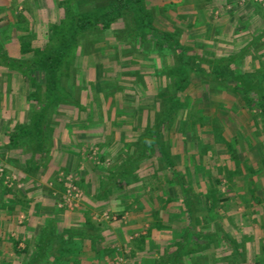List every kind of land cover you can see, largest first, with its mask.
Instances as JSON below:
<instances>
[{
  "label": "rangeland",
  "instance_id": "374dc122",
  "mask_svg": "<svg viewBox=\"0 0 264 264\" xmlns=\"http://www.w3.org/2000/svg\"><path fill=\"white\" fill-rule=\"evenodd\" d=\"M111 1L0 0V21L8 20L0 32L15 33L12 42H0L1 47L12 48L15 44L13 50L1 48L0 66L15 68L8 61L25 57L21 53L22 38L32 40L29 47L37 49L38 40L47 38L50 25L64 16L70 20L79 12L97 14L108 8ZM218 1L143 0V10L153 27L178 38L186 51L182 59L193 56L198 61L195 71H189V84L179 91L184 112L178 109V120L172 119L169 123L174 121L173 125L159 136L165 151L162 157L169 156L178 175L188 173L185 183L190 191L191 213L180 211L189 214L187 223L193 236L201 231L214 240L221 233L224 237L219 244L201 248L204 257L216 250L226 252L233 242L240 249L234 255L232 250L227 264H254V259L247 256V251L250 255L255 252L248 230L254 225L264 227V166L261 172L255 167L264 156V121L254 105L260 95L258 89L264 92V78L256 75L257 69L251 72L244 50L233 52L238 45L233 33L240 29L235 30L231 23L238 15L234 14L236 9L229 7L230 10L218 12L220 20L216 19L214 7L220 5ZM63 29L64 35L50 39V45L61 46L68 40L71 29ZM137 30L133 13L122 10L108 28L76 35L75 48L65 56L70 59L62 77L64 84L71 87L76 106L47 112L48 131L60 134L59 141L53 143L58 149L52 153L54 164L41 174L35 173L33 179H23L16 171L0 167V192L17 202V212L13 211L9 222L15 233L10 238L23 230L19 248L26 242L30 250L41 223L49 215L54 232L59 233L64 226L73 231V235L58 238L60 248L78 246L81 237L76 233L80 230L90 231L93 236H100L106 229L113 232L107 248H101V255L96 242L86 252L87 257L71 264H94L93 258L96 264H138L137 250H148L144 238L151 241L147 228L154 226L160 192H165L168 199L179 195L175 183L167 182L171 169L164 166L159 151L150 145L152 139L160 140L155 137L157 131L149 128L161 119L157 108L163 98L160 92L166 90V79L171 75L175 77L170 82L172 93L176 76L179 77L180 58L170 50L146 47ZM146 38L150 40L149 35ZM231 56L232 62H227ZM220 61L226 64L217 67ZM217 69H224L225 82L219 83L208 74ZM239 81L245 84L247 92L240 89ZM246 99L254 107L248 106ZM81 105L88 106L87 114L80 110ZM63 139L74 143L72 150L70 145L62 144ZM70 153L74 155L72 160H68ZM70 185L79 196L71 195L67 200ZM170 202L165 201L163 208ZM1 204L6 208L7 201ZM31 204L35 216L27 212ZM148 213L152 215L147 216ZM3 220L0 216V224ZM135 239L139 242L130 244ZM186 244L180 250L199 247L191 242ZM6 247L9 252L2 262L20 264L24 254L11 253L9 242ZM65 257L64 252L58 264H65ZM162 258L159 255L156 263L162 264ZM201 259L194 263L201 264Z\"/></svg>",
  "mask_w": 264,
  "mask_h": 264
},
{
  "label": "trees",
  "instance_id": "16d2710c",
  "mask_svg": "<svg viewBox=\"0 0 264 264\" xmlns=\"http://www.w3.org/2000/svg\"><path fill=\"white\" fill-rule=\"evenodd\" d=\"M61 4L64 5V10L66 9V11H68V6H65L63 2ZM122 10H128L133 13L134 23L136 24V28L138 29L137 34L142 40V44H146V47L173 51L177 54V57L180 58L181 64L177 69L179 77L177 78L176 76V81L175 83H173L174 89H172L171 91L172 93H170V82L174 80L175 77L173 78L171 75L166 79V83L169 80L168 84L166 85V90L164 92H160V96L163 98L161 102H158L159 106H157V108H159L158 111H160V114H162L161 119L158 123H156V119V122L153 124V126L149 128V130L154 129L157 131V135L155 137H159L160 140H156L154 138L155 134L151 135L154 139H152L150 145L153 150L159 151V156L161 157L162 162L165 163L164 166L171 169V177L167 182L175 183L179 190V195L177 197H173V199L178 202V205L183 211H186L187 213L189 211V213H191L192 204L190 202V191L187 187L188 185H186L185 183V179L187 178L186 176L188 175V173L185 172V175L183 173L181 174V176L178 175V171L173 167L169 156L166 158L162 157L164 156L165 151L163 149L164 145H162V143L160 142L163 140V138H161L159 135H161L163 131L169 130V125L172 126L174 123V121L171 124L169 123L172 119L175 118L178 120V109L182 108L181 110H184L185 105L180 101L179 91L189 84V71H195L194 66L198 61L194 59L193 56L182 59L181 57L186 54V51H184V47L183 45H181L178 38L169 31L159 30L153 27V22L148 19V14L143 10V0H112L108 8H105L97 14L92 15L87 12H79L76 15L72 16L70 20H68L69 18H67V16H64V18H61L58 23L52 24L48 27L47 38L43 41L38 40V43H40V47L37 49H32L31 47H29L32 40L28 41L29 39L22 38L21 53H25V57L20 59H13L8 62L14 64L15 68L29 82L30 87L32 88L29 97L39 105V108L37 110H32L30 112L31 121L26 128L30 133V137L27 138V142L29 145H31V150L33 152L37 150V148L39 149V151L43 150L46 140L44 134L46 130V122L44 119L47 112L52 108H70L71 105L76 106L77 102L73 97L71 87H69V85L66 86L62 81V77L67 73V62L70 59L69 57L65 56H67V54L69 52H72V50L75 48L76 35L83 34L89 30L99 31L108 28L111 25L113 19L117 17V15H119ZM65 26L71 29V33L67 35L68 40L64 41L61 46L50 45L48 43L50 39H55L57 35H64L63 27ZM142 35L145 37V39L142 37ZM148 35L150 36V40L147 41L146 37ZM27 53H29L28 56ZM229 58L230 60L227 62H232L234 57L231 56ZM219 63L220 64H218L217 67H223L224 64H226L225 62H223V64L221 61ZM132 72V70L129 71L130 74H132ZM208 74L219 83L226 81V74H224V69L212 70L208 72ZM238 76H240V73H238L235 77L237 78ZM238 83L240 89L244 91L245 84L242 81H239ZM258 92L260 93V95H258L259 98L257 99V103L254 106L258 112L257 114H259V116H263L262 119L264 121V92L261 93L259 89ZM247 105L250 107L253 106L250 100H247ZM80 110L82 112L84 111V113L87 114L88 106L81 105ZM163 123L166 125L164 126ZM218 134L220 133L218 132ZM50 144L51 143L49 142V146ZM141 158L142 157H140V159ZM136 159L138 158L136 157ZM263 161L264 156H262L261 159H259L258 163H256L255 167L259 172L262 171V167L264 166ZM163 169H160V172H162ZM179 180H181V182ZM216 181L220 182V179L216 178ZM163 194L165 195L166 193L164 192ZM162 200L159 203V205L161 204V206L157 208L156 211L162 210L165 201H172V199H168L167 197L163 198ZM207 208H209V204H207ZM84 222H86V219L84 220ZM22 233L23 230H20L16 233L15 237L10 238L8 234L7 236L2 235L0 239V251L4 255L9 252V250L5 249V246L8 242L10 244V251H12L11 253H13L14 255H20L22 253L24 254L22 262H20V264H58L59 258L64 252L66 253L64 261L65 264H71L75 261L77 262V260L80 258L87 257L85 256V254L88 251L87 246H89V243H83V241L81 243V240H83L84 238H89V235L84 233V230L76 233L81 237L78 246L70 245L64 248H60L58 244V238L62 235H73V231H71L69 227H65L63 230H60L59 233H56L54 232L51 224H47L46 227H44V225L42 224L41 228L38 230V233L35 236V241L31 245L30 250H27L28 245L26 244V242H24V246L22 248L18 247V243L23 240V238L21 237ZM182 235H185L184 229ZM210 236L212 237V235ZM177 243L178 241L172 243V246L176 245L175 251L172 252V258L174 260H177L179 250L183 246V244L180 245L179 243ZM183 251L187 252V249ZM97 253H100L101 255L102 249H98ZM170 262L171 261H168V263L165 264H170ZM171 263L174 264V261L172 260Z\"/></svg>",
  "mask_w": 264,
  "mask_h": 264
},
{
  "label": "crops",
  "instance_id": "0c3cea01",
  "mask_svg": "<svg viewBox=\"0 0 264 264\" xmlns=\"http://www.w3.org/2000/svg\"><path fill=\"white\" fill-rule=\"evenodd\" d=\"M218 2H220L219 3L220 5L217 6L216 8L214 7V12L216 14L215 18L219 15L218 12L220 13L221 11L224 10H230L229 7H231V9H236L234 14L238 15L236 19L234 18L231 23L232 26L234 24L233 28L235 30L240 29V31H235V33H233L236 37L235 41H238V45L234 46L233 52L235 53L236 52L235 50L237 49L244 50L246 52V54L244 52L245 54L244 56L250 59L248 61L247 66L251 68V72L252 70L257 69L256 75H258L259 78L263 79L264 78V12L262 11L261 6L252 1L245 2L243 4L238 0H219ZM219 16L216 19H219ZM7 21L8 20L0 21V31L4 26H6V24L8 23ZM239 22L241 24H237ZM14 37H15V33L10 35H4L3 33L0 32L1 43L2 41L5 40H7V42L10 43L12 42V39ZM12 44H13L12 48L10 47L11 45L4 47L5 48L8 47L10 48V50H13L15 44L14 43ZM4 47H1L0 45V50L1 48ZM12 56H16V55L14 54ZM22 80L23 78L17 69L12 67L7 68L0 66V167H2L5 170L12 169L16 171L20 177H23V179H29V178L33 179L35 173L41 174V172L47 171L49 167H51V165L54 164L55 157H53L52 153L55 154L58 149H55L53 143L59 141L60 134L59 136L57 135V133L55 134L53 132L50 134V132L48 131L49 130L48 128H50L48 123L49 120H48V115L46 114L44 119L46 122L45 125L46 130L44 133L46 137L45 147L43 150L40 151L37 148V150H35L34 152L30 149L31 145H29L27 142L28 140L27 138L30 137V133L27 131L26 128L28 127L31 121V115H30L31 110H37L39 108V105L38 103L33 101V99H31L28 95L29 92L32 90L29 82L26 79L25 81ZM33 106H35L36 108L35 109L32 108ZM61 141L62 144L64 145H70L69 147L70 150L73 149L74 147L73 142L64 141V139ZM49 142L51 143L50 146H49ZM66 152L68 153V151ZM72 156L74 157V155L72 154L68 156V160L70 159V157L72 158ZM29 183L31 182L29 181ZM31 194H32V198H31ZM31 194H30V198L34 199L35 196H33V193ZM159 197L160 198H158V202L160 203L161 200L166 197V195L160 192ZM169 198H171L173 202H170L167 205V208H162V210H158L154 212L153 224L155 227L154 226H153L154 228L150 227L152 231H150V229L147 228L148 230L147 233L148 234L150 233L149 238L151 241H149L147 238H144L143 241L148 242V247H147L148 250L147 251L144 249L137 250V254L139 255L136 256L137 257L136 259L138 260V264H151V263H147V261L152 262V264H157L156 261H159V255L160 258L167 255L164 258H162L163 260V261L161 260L162 264L168 263V261L172 262V260L174 261V264L175 263L195 264L194 260L197 258H199V260L202 258L200 261L201 264H227L229 260L227 258L232 257L231 254L232 250L234 251L233 253L234 255L240 249L238 247L240 245H237L236 243L233 244L232 242V248L227 249L226 252L219 250L212 251L211 253L207 252L208 255L204 257V254L202 253L204 250H202L201 248L205 249V247L207 248V247H211L213 244L216 245V243L218 244L221 243L223 240V236H221L222 233L220 234V237H218V239L216 240H214V238L211 239L208 235H205L208 233L204 234L201 231L200 233H197L200 235L197 236L195 235L196 237L193 236L191 226H189L187 223L190 216L185 215L180 211L182 209L178 205V202L174 201L173 196H169ZM4 201H7L6 208L1 207L2 205L1 203H3L4 205ZM16 203L17 202L13 200L9 195L7 196L6 194H2L0 192V204H1L0 216L4 218L3 222H1L0 224V239L2 235L7 236L9 234L10 237L11 235L15 234L13 229L11 228L12 226L9 222V218L13 216V211L17 212L15 211ZM171 203L175 205H172L171 207L170 205ZM160 206L161 204L159 205V207ZM25 208L26 206H24V209ZM26 209L27 212L30 214V216L31 215L35 216V214H33L32 212L33 204H31L30 208H26ZM251 213L252 212H250V214ZM149 214L152 215L151 213H148L147 216H149ZM254 219H258V218L255 217ZM150 222L151 221L147 220V223ZM41 224L43 225L45 224V226L47 224L53 225V219L51 218V216L48 215V217H46L45 223L42 222ZM65 227L66 226H64L63 228ZM40 228L41 227H39V229ZM182 229H184L185 235H180L181 232H183ZM84 233L89 235V238H84L83 240H81V243L82 241L83 243H89V246H87V249H89L90 243L93 247L95 246V243L98 242L97 248L101 250V248L102 249L107 248V243H110L109 237L112 236L111 234L113 232L109 233V229H106L100 236H93L90 233V231H84ZM248 234L251 235V237L249 238L252 240V244H254L253 246L255 251L254 254L251 255L249 254L250 252L247 251L248 258L252 257L254 259V264H264V255L262 254V252H264L262 250V248H264V227L261 228L259 226L254 225L253 227H250V229L248 230ZM134 241L139 242L137 239H135V240H131L130 244H133ZM175 241H178L179 244L181 243L184 245H186L187 242L189 243L191 242L194 245L196 244L199 245V247L194 250H192V248H188L187 252L183 250H179L177 260H174L172 258V252L175 251L176 245L172 246V243ZM151 246H153L152 250H151ZM248 246L249 244L246 243V248H248ZM128 247L130 248V246ZM0 249H1V245H0ZM5 249L7 250L6 246ZM3 256L5 257L6 255L3 254L2 256H0V264H4L2 262L4 258ZM80 261L81 259L79 260V262ZM96 262L97 261L94 260L93 258V263L96 264ZM171 262L170 264H173Z\"/></svg>",
  "mask_w": 264,
  "mask_h": 264
},
{
  "label": "built area",
  "instance_id": "2783aa9c",
  "mask_svg": "<svg viewBox=\"0 0 264 264\" xmlns=\"http://www.w3.org/2000/svg\"><path fill=\"white\" fill-rule=\"evenodd\" d=\"M249 1H252V2H255V3L259 4L261 6L262 10L264 11V0H239V2H241V3L242 2L245 3V2H249ZM71 195L73 197H76V198L79 196V193L77 192V190L75 189V187L73 185L72 186L70 185V188L68 189V194H67V198L66 199L69 200L68 197L71 198Z\"/></svg>",
  "mask_w": 264,
  "mask_h": 264
}]
</instances>
